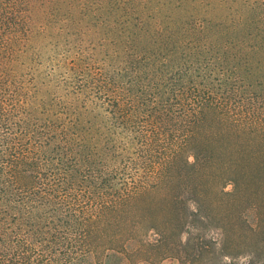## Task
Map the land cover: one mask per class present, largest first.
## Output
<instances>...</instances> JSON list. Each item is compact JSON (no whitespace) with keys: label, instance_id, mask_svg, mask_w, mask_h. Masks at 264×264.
<instances>
[{"label":"trees","instance_id":"1","mask_svg":"<svg viewBox=\"0 0 264 264\" xmlns=\"http://www.w3.org/2000/svg\"><path fill=\"white\" fill-rule=\"evenodd\" d=\"M176 1L156 10L148 38L138 37L155 57L148 78L129 67L135 40L118 38L128 4L141 19L137 5L85 0L79 8H105L113 21L105 35L118 50L101 40V63L74 62L72 75L52 85L12 64L21 41L16 6L27 23L32 5L44 17L42 7L55 1L0 0V264H104L150 230L180 264L234 262L240 252L198 232L225 235L232 217L244 225L236 200L264 214V90L227 75L218 53L230 48L206 41L195 21L179 28L185 7ZM84 92L95 100L74 102ZM243 229L255 238L250 259L263 261L264 231Z\"/></svg>","mask_w":264,"mask_h":264},{"label":"rangeland","instance_id":"2","mask_svg":"<svg viewBox=\"0 0 264 264\" xmlns=\"http://www.w3.org/2000/svg\"><path fill=\"white\" fill-rule=\"evenodd\" d=\"M53 1L55 2L51 6H41L46 12L44 17L41 16L43 15L41 8H38L36 4L32 5L27 23L26 19L24 21L22 18L23 8L16 6L19 14L16 19L18 30L14 33V38L21 41L17 45L20 54L12 66L13 69L15 67V71H18L16 73H24L27 78L33 76L39 82L46 78L52 85H60L59 83L62 79H66L69 73L72 75L70 66L74 62L76 66L80 62L86 67L87 64L91 65L95 61L97 64L102 62L97 60L101 58L98 50L101 40L105 39V43H110V51H117L118 46L114 37L111 40L112 36L105 35V30L111 29L113 24L105 8L92 9L94 5L79 8L85 0ZM132 1L137 5L136 11L141 13L139 15L141 19L134 20V5L128 4L129 15L128 18H123L125 23L120 24L122 32H118V38L126 44L130 40H135L133 49L132 47L129 49L130 45H126L130 50L129 53H132L130 58L134 60V66H128L133 68V72L149 78L155 72V68L151 65L155 57H146L153 49L147 41L140 39L150 36L147 25L152 23L151 17L156 10L164 11L169 6V2L173 5L178 2L175 0ZM179 2L185 7L179 16V28L185 26L186 22L195 21L200 25L206 41L212 44H225L230 48L225 55L222 49L218 53L221 57H226L224 63L226 74H239L248 85L264 90V0H180ZM161 15L162 21L164 16ZM25 28L28 30L26 31L28 35L23 39ZM183 33L184 38L188 40L195 37L189 30ZM60 93L62 94V87L58 94ZM84 95L78 96V99L73 98L74 102L95 100L92 94L84 92ZM225 190L231 191L232 186L227 184ZM236 204L244 206V225L239 224L238 220L232 217L225 235L222 233V228H207L198 232V235L215 248L226 245L231 254L240 252L237 255L234 254V262L232 259L220 256L214 264H264V260L250 259L247 246H251L255 238L249 234L248 230L243 229L261 228L264 231V214L256 213L252 207L246 205L247 201L236 200ZM258 218L262 222L260 227L256 226ZM135 236L126 240L124 247L126 249L127 244L131 248V244L135 246L137 244V251L129 252L126 249L127 255L108 254L103 263L135 264L140 259H146L153 264H159L162 259L170 258L176 264H180L177 257L165 256L168 250L167 245L160 240L156 241L160 238L159 231L136 232ZM181 255L186 256L185 252ZM184 264L194 263L187 257Z\"/></svg>","mask_w":264,"mask_h":264},{"label":"crops","instance_id":"3","mask_svg":"<svg viewBox=\"0 0 264 264\" xmlns=\"http://www.w3.org/2000/svg\"><path fill=\"white\" fill-rule=\"evenodd\" d=\"M126 249L129 252H134V251H137L138 246H137V244H136V246L131 244V248H129V246L126 244ZM135 264H153V263L150 262L149 260H146V259H140ZM159 264H176V263L173 260H171L170 258H164L159 262Z\"/></svg>","mask_w":264,"mask_h":264}]
</instances>
